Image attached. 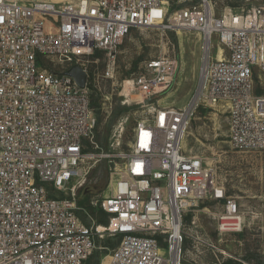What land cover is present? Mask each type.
<instances>
[{"label": "built area", "instance_id": "1", "mask_svg": "<svg viewBox=\"0 0 264 264\" xmlns=\"http://www.w3.org/2000/svg\"><path fill=\"white\" fill-rule=\"evenodd\" d=\"M259 1L219 13L217 0H0V264H87L106 235L120 240L108 264H192L186 244L196 238L185 219L205 199L222 203L220 235L243 232L238 202L184 142L200 109L223 110L231 147L264 151V95L255 86V71L264 72ZM154 28L200 35L198 86L184 107L145 104L173 82L178 64L167 57L132 80L128 93L139 94L148 116L134 128L109 193L93 202L109 223L90 226L77 200L98 125L89 64L103 54L104 77L115 79L126 38ZM73 66L87 73L85 88L65 75Z\"/></svg>", "mask_w": 264, "mask_h": 264}, {"label": "rangeland", "instance_id": "2", "mask_svg": "<svg viewBox=\"0 0 264 264\" xmlns=\"http://www.w3.org/2000/svg\"><path fill=\"white\" fill-rule=\"evenodd\" d=\"M217 1L219 13L226 7L260 3L259 0L250 3L245 0ZM214 45L216 47L217 40ZM201 46V37L195 32L163 31L158 28L133 31L118 50L113 80L104 77L108 63L103 54L91 58L90 70L96 74L92 79L95 87L91 89V96L98 125L95 143L87 150L93 158L88 161L91 170L84 186L77 191L80 215L88 225L105 226L100 221L106 217L99 211L101 207L93 202L102 200L109 193L111 181L126 162L134 128L138 121L148 116L149 107L143 105L139 94L128 93L129 82L143 73L150 61L170 58L178 64L173 82L167 91L155 99L154 104L160 107H184L198 86L203 60ZM255 86L257 94L264 95V72L258 69L255 71ZM184 147L188 154L204 158L216 171L227 196L238 202L245 215L242 233L220 235L217 218L222 211V203L212 199L200 202L185 219L197 242L193 239L187 242V258L192 264H225L230 261L234 264H264V151L234 150L229 141L228 114L223 110L213 112L205 109H200L193 119ZM88 189L91 192L86 194ZM90 207L94 209V214L90 213ZM194 220L195 226L192 225ZM119 242L118 238L108 235L99 239L98 249L88 264L106 263Z\"/></svg>", "mask_w": 264, "mask_h": 264}, {"label": "water", "instance_id": "3", "mask_svg": "<svg viewBox=\"0 0 264 264\" xmlns=\"http://www.w3.org/2000/svg\"><path fill=\"white\" fill-rule=\"evenodd\" d=\"M65 75L73 77L81 88L86 87L88 75L80 66H73L65 72ZM154 100L155 98H150L145 101V104H152Z\"/></svg>", "mask_w": 264, "mask_h": 264}, {"label": "trees", "instance_id": "4", "mask_svg": "<svg viewBox=\"0 0 264 264\" xmlns=\"http://www.w3.org/2000/svg\"><path fill=\"white\" fill-rule=\"evenodd\" d=\"M97 55H101V54L98 53ZM92 74H93V71L91 70V79L93 78ZM80 206L83 207V202H81V201H80ZM99 209H100L99 211H101L104 214V216L107 218V219L105 218V219L101 220L100 223H102L103 225H107L109 223L108 216H107L108 214L103 212L101 208H99ZM89 211H90V213L94 214V209L93 208L90 207ZM92 259L93 258H91L89 260L91 261ZM89 260H88V262H89ZM88 262H87V264H88ZM97 264H99V263H97ZM225 264H234V263L232 261H230V262H226Z\"/></svg>", "mask_w": 264, "mask_h": 264}, {"label": "bare ground", "instance_id": "5", "mask_svg": "<svg viewBox=\"0 0 264 264\" xmlns=\"http://www.w3.org/2000/svg\"><path fill=\"white\" fill-rule=\"evenodd\" d=\"M208 49V47H205V50H207ZM130 84L132 83V81L131 82H129ZM244 218H245V215H244ZM244 229H245V227H244ZM244 231V230H243ZM242 233V232H241ZM235 234H240V233H235ZM108 262H109V256L107 257V262L106 263H104V264H108Z\"/></svg>", "mask_w": 264, "mask_h": 264}, {"label": "flooded vegetation", "instance_id": "6", "mask_svg": "<svg viewBox=\"0 0 264 264\" xmlns=\"http://www.w3.org/2000/svg\"><path fill=\"white\" fill-rule=\"evenodd\" d=\"M95 188L97 189V187H95ZM90 192H91V190L88 189V190L86 191V194H88V193H90Z\"/></svg>", "mask_w": 264, "mask_h": 264}]
</instances>
